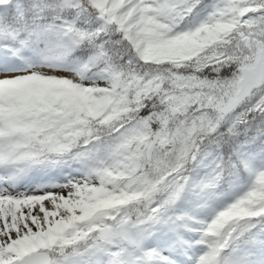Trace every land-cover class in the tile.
I'll use <instances>...</instances> for the list:
<instances>
[{
  "label": "snow or ice",
  "instance_id": "6c2138e0",
  "mask_svg": "<svg viewBox=\"0 0 264 264\" xmlns=\"http://www.w3.org/2000/svg\"><path fill=\"white\" fill-rule=\"evenodd\" d=\"M0 264H264V0H0Z\"/></svg>",
  "mask_w": 264,
  "mask_h": 264
}]
</instances>
